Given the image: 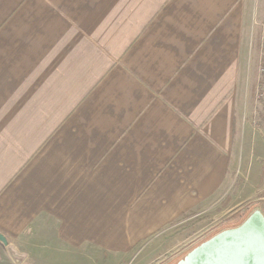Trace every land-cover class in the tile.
I'll return each instance as SVG.
<instances>
[{"label": "crops", "instance_id": "crops-1", "mask_svg": "<svg viewBox=\"0 0 264 264\" xmlns=\"http://www.w3.org/2000/svg\"><path fill=\"white\" fill-rule=\"evenodd\" d=\"M263 36L264 0H0V233L22 264L163 235L158 264L229 173L262 179Z\"/></svg>", "mask_w": 264, "mask_h": 264}, {"label": "rangeland", "instance_id": "rangeland-1", "mask_svg": "<svg viewBox=\"0 0 264 264\" xmlns=\"http://www.w3.org/2000/svg\"><path fill=\"white\" fill-rule=\"evenodd\" d=\"M255 39L250 43V47L253 50V57L255 60V65L257 71L259 72V57H260V42ZM257 55V61L255 59ZM257 73V72H256ZM260 76V74L258 73ZM259 84L257 85L256 94L258 98H263V93L261 94L258 89ZM255 90L251 88L250 92L247 93V99L249 100L250 108L255 109L256 114L263 113V101H258L257 97L254 95ZM261 94V95H260ZM260 95V96H259ZM247 119L251 121V116H248ZM248 124V123H247ZM263 141V146L261 143ZM259 148L255 157L261 159L264 157V139L260 141ZM264 162V161H261ZM260 166V165H254ZM253 165H249L250 171L242 170L239 174L236 175V172L229 173V176L223 186L207 201L202 203L195 210L187 213L185 216L179 218L175 221L177 223L175 229L177 230V235L181 241L185 242L191 237L193 241L185 245L184 248L174 251L167 259L160 261L158 264H166V262L173 261L171 264L177 263L182 259L192 248L199 245L206 239L210 238L211 234L217 231L220 227H229L232 221L235 220V216L238 213L246 212L249 208H260L264 205V167L262 168L263 178L256 182L253 179H249V172L251 169H254ZM253 172V171H252ZM245 175V176H244ZM222 219H226L224 225L220 226ZM218 222H217V221ZM216 223V224H215ZM200 224H206L211 226L208 231L204 233H197ZM220 226V227H219ZM196 235V237H194ZM172 236V235H167ZM184 236V237H183ZM210 236V237H209ZM213 236V235H212ZM164 240V236L161 235L158 238L147 241L138 245L132 251L128 253L118 254V253H109L101 250L92 251L90 256H93L89 263L90 264H149L154 260L156 262L158 259H161L162 256H166V251H157V247ZM195 245V246H194ZM170 253V252H169ZM163 259V258H162ZM161 259V260H162ZM170 259V260H169ZM164 262V263H163Z\"/></svg>", "mask_w": 264, "mask_h": 264}, {"label": "water", "instance_id": "water-1", "mask_svg": "<svg viewBox=\"0 0 264 264\" xmlns=\"http://www.w3.org/2000/svg\"><path fill=\"white\" fill-rule=\"evenodd\" d=\"M5 259L22 264L26 254L0 233ZM175 264H264V213L256 208L239 225L219 231Z\"/></svg>", "mask_w": 264, "mask_h": 264}, {"label": "trees", "instance_id": "trees-1", "mask_svg": "<svg viewBox=\"0 0 264 264\" xmlns=\"http://www.w3.org/2000/svg\"><path fill=\"white\" fill-rule=\"evenodd\" d=\"M261 208H262V211L264 213V205ZM254 210H255V208H249L248 211H246V212L238 213V215L235 216L236 217L235 220L232 221V223H231V225H229V227H235V226L241 224L248 217V215H250V213H252ZM226 221H228V220L222 219L221 223L222 222L225 223ZM224 223H222L220 226L224 225ZM226 228H228V227H225V226L220 227L217 231L212 233L210 236H212V235H214V234L218 233L219 231L226 229Z\"/></svg>", "mask_w": 264, "mask_h": 264}, {"label": "built area", "instance_id": "built-area-1", "mask_svg": "<svg viewBox=\"0 0 264 264\" xmlns=\"http://www.w3.org/2000/svg\"><path fill=\"white\" fill-rule=\"evenodd\" d=\"M259 49L261 50L260 51V57H259V90L261 92V94L263 93L264 94V36L263 38L260 40V46H259ZM260 94V95H261ZM259 95V96H260Z\"/></svg>", "mask_w": 264, "mask_h": 264}, {"label": "flooded vegetation", "instance_id": "flooded-vegetation-1", "mask_svg": "<svg viewBox=\"0 0 264 264\" xmlns=\"http://www.w3.org/2000/svg\"><path fill=\"white\" fill-rule=\"evenodd\" d=\"M3 251H5V249ZM0 254H1V252H0ZM0 256L2 257V255H0Z\"/></svg>", "mask_w": 264, "mask_h": 264}]
</instances>
